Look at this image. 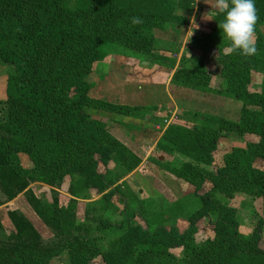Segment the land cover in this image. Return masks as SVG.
I'll list each match as a JSON object with an SVG mask.
<instances>
[{"label":"trees","instance_id":"16d2710c","mask_svg":"<svg viewBox=\"0 0 264 264\" xmlns=\"http://www.w3.org/2000/svg\"><path fill=\"white\" fill-rule=\"evenodd\" d=\"M173 8L170 0H0V61L13 68L6 81V100L0 101V128L12 137L0 143V150L12 173L22 180L46 183L69 176L71 193L90 196L91 191L101 194L115 185L99 171L100 163L106 165L111 159L129 167L140 163L110 135L105 123L85 112L84 104L91 100L88 78L106 40L153 54L155 30L166 22L182 24L188 18ZM192 10L189 7L188 15ZM217 18L220 23L229 21L235 31L242 30L237 26L243 23L249 36H257L251 43L243 38L246 32H234L226 45L230 53L220 56L222 74L243 104L240 119L197 130L171 125L158 143L167 154L210 165L224 134L259 137L258 142L226 154L215 171L186 163L178 172L197 190L211 183L191 219L193 225V219L214 215L216 237L198 244L194 229L171 235L164 227L150 232L137 224L104 252L75 237L69 247L70 264H93L98 257L103 264H176L170 252L175 246L183 249L185 264H264L259 229L245 238L236 210L218 197L245 193L260 198L264 214V87L258 92L248 89L251 72L264 70V0H229ZM21 154L32 162L30 168L17 163ZM71 205L51 203L38 212L55 228L81 233L83 225ZM90 220L98 229L110 225L101 218ZM33 244L22 240L0 251V264H51L52 253H43Z\"/></svg>","mask_w":264,"mask_h":264},{"label":"rangeland","instance_id":"374dc122","mask_svg":"<svg viewBox=\"0 0 264 264\" xmlns=\"http://www.w3.org/2000/svg\"><path fill=\"white\" fill-rule=\"evenodd\" d=\"M228 1L170 0L175 13L188 18L182 24L166 22L155 30L153 54L137 52L111 40L102 44L101 58L93 64L88 78L91 100L84 109L90 117L105 123L110 135L140 159L131 167L119 159H111L106 165L100 163L99 171L115 182L106 192L75 195L70 192L69 176H57L51 183L19 179L0 150V251L12 249L24 240L34 243L43 253H52L51 264H70L69 247L75 237L104 252L137 224L150 232L164 227L171 235L176 230L184 234L194 229L198 244L216 237L214 215L193 219V225L191 219L201 208L200 197L211 189V183L205 182L197 190L178 172L186 163L215 171L226 154L249 142H258L259 137L224 134L210 165L181 154H167L158 148V143L171 125L197 130L205 125L218 128L223 120L240 119L243 104L222 74L220 56L230 53L226 45L234 32H246L243 38L251 43L257 36H249L243 23L237 26L242 30L235 31L229 21L218 22ZM189 7L193 10L188 15ZM261 30L264 34V26ZM12 69L0 61V101L6 100V81ZM263 87L264 70H253L248 89L258 92ZM11 137L0 128V143L9 142ZM19 160L17 163L25 168L32 166L24 154ZM256 164L260 166L259 161ZM218 197L222 204L236 210L239 231L245 238L259 229V244L264 250L263 200L245 193ZM51 203L72 204L83 231H64L47 224L38 210ZM90 217L110 225L98 229ZM170 252L176 264H185L180 246L172 247ZM93 264H103L101 257Z\"/></svg>","mask_w":264,"mask_h":264},{"label":"crops","instance_id":"0c3cea01","mask_svg":"<svg viewBox=\"0 0 264 264\" xmlns=\"http://www.w3.org/2000/svg\"><path fill=\"white\" fill-rule=\"evenodd\" d=\"M169 104H170V102H169ZM169 104H168V106H169Z\"/></svg>","mask_w":264,"mask_h":264}]
</instances>
